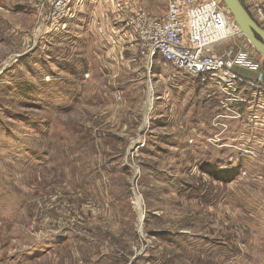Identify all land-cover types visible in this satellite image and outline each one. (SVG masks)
Masks as SVG:
<instances>
[{
  "label": "rangeland",
  "instance_id": "1",
  "mask_svg": "<svg viewBox=\"0 0 264 264\" xmlns=\"http://www.w3.org/2000/svg\"><path fill=\"white\" fill-rule=\"evenodd\" d=\"M56 3L0 0V264H264V57L238 23L223 92L124 47V0H70L67 34Z\"/></svg>",
  "mask_w": 264,
  "mask_h": 264
},
{
  "label": "built area",
  "instance_id": "2",
  "mask_svg": "<svg viewBox=\"0 0 264 264\" xmlns=\"http://www.w3.org/2000/svg\"><path fill=\"white\" fill-rule=\"evenodd\" d=\"M55 2L53 9L61 12L54 16V20H49L54 24V30L64 28L67 15L73 13V10L68 13L70 0ZM242 3L255 23L264 30V12L259 3L255 0H242ZM117 8L116 16L123 24L120 34L125 40L134 39L136 49L148 66L154 58L161 57L177 70L200 80L201 85L207 88L215 86L223 92H234L233 84L246 80L232 70L234 57L238 55L241 58L239 53H211L215 45L227 40L230 35L225 32L230 24L234 25L224 0H166V10L160 17L148 15L139 0H124ZM254 78L261 85L257 107L264 109V66Z\"/></svg>",
  "mask_w": 264,
  "mask_h": 264
},
{
  "label": "water",
  "instance_id": "3",
  "mask_svg": "<svg viewBox=\"0 0 264 264\" xmlns=\"http://www.w3.org/2000/svg\"><path fill=\"white\" fill-rule=\"evenodd\" d=\"M227 9L238 23L252 47L264 57V30L261 29L244 7L242 0H224Z\"/></svg>",
  "mask_w": 264,
  "mask_h": 264
},
{
  "label": "crops",
  "instance_id": "4",
  "mask_svg": "<svg viewBox=\"0 0 264 264\" xmlns=\"http://www.w3.org/2000/svg\"><path fill=\"white\" fill-rule=\"evenodd\" d=\"M139 1L143 5V7L146 9V6H145L144 1L143 0L142 1L139 0ZM79 7H81V6H79ZM155 7H157V6H155ZM77 18H78L77 16H74V13H72L71 16L66 17V19H65V24L66 25L64 24V28H63L64 30L66 29V31H64V33L67 34V33H71V31H75V30H73V26H74L73 24L74 23H72V22L74 20L77 21ZM68 19H70V20L68 21ZM114 19H115V22L112 19L105 22L104 25L108 26L107 27L108 28V31L105 30V29H101V28H96V29L95 28L94 29L91 28V29H88L89 32H90V37L92 36L94 38V44L93 45H94V48L97 51L98 50L99 51H105V43H106V41L109 42L111 45H113V43L110 40H115V39H113L112 35L111 36H108V34H111V30H113L112 27H111V22L113 21V24H118V23L122 22V21H120V19L118 17H115ZM104 25H103V28H104ZM80 26L82 27V25H80ZM80 26H79V29L81 28ZM68 29H71V30L67 31ZM98 30H99L100 33H98ZM116 31L119 32L120 30L117 29ZM79 33H80V31H79ZM119 38H121V40H119V41H121V43L122 42L125 43V45H124V47H125L128 44L129 41L128 40H125V38L121 34L119 35ZM118 46L119 45L117 44V47Z\"/></svg>",
  "mask_w": 264,
  "mask_h": 264
},
{
  "label": "bare ground",
  "instance_id": "5",
  "mask_svg": "<svg viewBox=\"0 0 264 264\" xmlns=\"http://www.w3.org/2000/svg\"><path fill=\"white\" fill-rule=\"evenodd\" d=\"M236 32H234L233 33V35L234 34H239V33H242V31H241V29L239 28L238 30L236 29V28H233ZM222 33L224 34V32L222 31ZM225 33H227V32H225ZM229 33V32H228ZM230 34V33H229ZM243 34V33H242ZM228 35V34H227ZM152 99H151V97H150V100H148V107H150L151 106V103H152V101H151ZM139 201H138V198H137V206H138V208H139Z\"/></svg>",
  "mask_w": 264,
  "mask_h": 264
},
{
  "label": "trees",
  "instance_id": "6",
  "mask_svg": "<svg viewBox=\"0 0 264 264\" xmlns=\"http://www.w3.org/2000/svg\"><path fill=\"white\" fill-rule=\"evenodd\" d=\"M63 30H64V29L62 28L61 31H63ZM64 31H66V29H65ZM64 31H63V32H64ZM198 81L200 82V80H198ZM199 84H202V83L200 82Z\"/></svg>",
  "mask_w": 264,
  "mask_h": 264
}]
</instances>
